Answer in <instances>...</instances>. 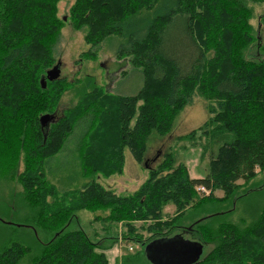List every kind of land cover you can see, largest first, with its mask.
Masks as SVG:
<instances>
[{"label":"trees","instance_id":"1","mask_svg":"<svg viewBox=\"0 0 264 264\" xmlns=\"http://www.w3.org/2000/svg\"><path fill=\"white\" fill-rule=\"evenodd\" d=\"M58 1L0 0V175L22 187L5 206L30 219L2 220L0 264H21L32 236L28 264H109L106 249L124 241L140 247L116 264H147L154 248L158 264H264V37L250 19L264 0H73L67 19L84 40L119 36L116 55L129 56L142 83L124 94L88 76L57 115L70 86L46 78L65 21ZM195 93L209 115L180 136L208 156L203 176L174 163L170 149L131 192L99 181L121 172L126 146L141 162L148 136L165 135ZM46 112L55 117L42 124ZM167 203L175 209L164 216ZM81 209L102 231L83 228ZM198 242L213 247L186 263Z\"/></svg>","mask_w":264,"mask_h":264},{"label":"rangeland","instance_id":"2","mask_svg":"<svg viewBox=\"0 0 264 264\" xmlns=\"http://www.w3.org/2000/svg\"><path fill=\"white\" fill-rule=\"evenodd\" d=\"M73 0H59L58 14L63 16L65 20L61 26V33L58 43L55 46L56 60L60 63V76H66L70 81V86L63 92L60 101L57 105L56 114L68 106L76 104L79 97L78 89L84 83L86 77L90 76L98 85H104L108 91L120 92L124 94L135 93L142 83V76L138 68L131 65L128 55H116V45L118 46L120 37L117 35H109L105 37L99 45L90 46L84 40L83 29L76 28L69 19L68 9ZM254 14L251 16V21L258 34L264 37V2L253 3ZM260 20V21H259ZM86 51V52H84ZM88 54V55H86ZM93 54V56H92ZM56 61V62H57ZM76 81V82H75ZM140 82V84H139ZM139 84V85H138ZM124 88L125 90H120ZM209 115L207 109V100L200 94L195 93L190 102L184 105L178 114L175 116L172 127L165 135L151 133L147 140V150L144 159L138 162L132 155L128 146L124 147V165L121 172H115L110 175H100L99 181L107 186L114 188L117 192L127 193L134 190L143 181L147 175V167L158 163L163 154L172 150L175 158L174 163L183 161L186 164L188 172L191 176L202 173L203 175L208 169V156L202 155V147L199 142H195L190 138L181 137L180 135L188 133L191 129L200 125ZM22 162L19 163V170L22 169ZM0 175V230L6 227L3 226L2 220L14 219L15 223H28L30 219L22 216L21 212H14L9 210L5 203L14 200L15 196L12 194L22 189L21 184L13 179L1 177ZM217 194H222L221 190H215ZM217 204L215 206H219ZM244 206V201L239 203V209ZM175 205L167 203L164 205L163 214L166 216L172 213ZM81 219V224L87 231L96 229L102 231L100 222L92 221V212L90 210L81 209L78 212ZM26 220V221H25ZM137 225L142 222L136 221ZM91 224V225H90ZM118 224L119 231L125 229L122 223ZM113 224V225H114ZM12 231L18 232L21 229L31 230L29 226H11ZM144 234L149 232L143 228L139 229ZM91 232V233H92ZM104 233V232H101ZM185 237H191V234L183 233ZM42 239L46 238L44 233H40ZM121 238V234L120 237ZM32 249L31 252L26 253L21 264H28L31 253L38 249V242L32 236L28 240ZM131 245L129 246L128 245ZM202 245V252L200 257L204 256L212 247L213 244L205 243ZM140 245L135 242L124 241L119 246V243H114V246L106 249V256L109 264L120 263L122 255L126 251H134ZM122 248V249H121ZM144 260L148 264H158L151 260L148 254L144 255Z\"/></svg>","mask_w":264,"mask_h":264},{"label":"water","instance_id":"3","mask_svg":"<svg viewBox=\"0 0 264 264\" xmlns=\"http://www.w3.org/2000/svg\"><path fill=\"white\" fill-rule=\"evenodd\" d=\"M60 76V63L57 61L50 69L47 70L46 73V78L47 79H54ZM41 85L44 87L46 85V79L41 78ZM55 117V113H42L39 117L40 122L42 124H48V122ZM153 243H151L152 245ZM196 247L189 253L188 256H186V263L188 262H193L197 260L200 257V254L202 252V245L201 243H196ZM151 247V246H150ZM156 248L152 249L149 251L147 254L150 256L152 259H155L157 257L156 255ZM151 252V253H150ZM161 264V263H160Z\"/></svg>","mask_w":264,"mask_h":264},{"label":"crops","instance_id":"4","mask_svg":"<svg viewBox=\"0 0 264 264\" xmlns=\"http://www.w3.org/2000/svg\"><path fill=\"white\" fill-rule=\"evenodd\" d=\"M139 84H140V82H139ZM138 84V85H139ZM120 90H125L124 88H122V89H120ZM200 176H203V174L202 173H199V174H194L193 175V177H200ZM122 249V248H121Z\"/></svg>","mask_w":264,"mask_h":264},{"label":"built area","instance_id":"5","mask_svg":"<svg viewBox=\"0 0 264 264\" xmlns=\"http://www.w3.org/2000/svg\"><path fill=\"white\" fill-rule=\"evenodd\" d=\"M202 190L207 191L203 186L200 187Z\"/></svg>","mask_w":264,"mask_h":264}]
</instances>
